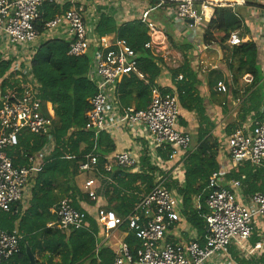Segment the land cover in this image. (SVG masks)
I'll return each mask as SVG.
<instances>
[{"label": "built area", "instance_id": "built-area-1", "mask_svg": "<svg viewBox=\"0 0 264 264\" xmlns=\"http://www.w3.org/2000/svg\"><path fill=\"white\" fill-rule=\"evenodd\" d=\"M116 1V0H108ZM147 6L141 11L138 22L147 29L149 40L143 49L155 58L160 57L162 31L151 18L152 13L169 9L176 21H192V27L204 28V19L215 7L234 9L245 5V0H145ZM51 0H0V47L32 46L39 32L35 24L40 17V9ZM81 9L70 8L56 15L44 26L45 30L66 25L71 38L68 55L82 57L90 50L92 67L89 81L96 86V93L89 99L90 110L85 115L86 131L94 134L127 132V150L114 151L101 155L94 148L78 161L80 174H89L83 183L84 194L97 201L95 186L104 192L113 182L115 169L128 170L139 167V152H147L148 163L154 167L153 183L144 194L138 196L136 205L125 218L101 208L97 221L105 233L126 226L139 241L135 261L121 246L120 255L113 264H206L210 260L229 258V248L233 243L242 246L253 233V222L264 217V193L250 195L247 201H239L238 193L243 191L240 180L226 183L219 172H213L208 180V194L205 200L207 213L204 216L206 228L202 242L197 238L186 244H170L165 236L175 223L181 198L167 185L173 175L166 161L157 155V150L168 147L171 158L178 154H188L191 140L177 129L179 103L177 93H161L152 87L147 107L136 111L133 107H123L117 99L116 87L124 77L133 75L145 81V75L138 68V53L125 41H107L104 37L90 40L83 21ZM243 40L239 32H233L226 46L237 47ZM208 47V46H206ZM206 47L204 49H206ZM196 50H200L197 46ZM182 80L178 75L175 81ZM21 88V85L19 86ZM218 93L225 94L228 87L222 81L216 83ZM7 90L0 94V211L9 212L13 206L25 201L29 181L41 169L39 155L27 157L25 166H14L8 151L18 146V137L25 132L33 135H46L53 122V113L47 103L39 98V86L31 78L22 87V92ZM264 99V95H263ZM147 142L146 147L141 141ZM235 165L248 162L255 169L264 170V124H257L251 132L235 129L221 145ZM183 159V160H184ZM99 160H103L99 166ZM241 198V193H240ZM242 200V199H241ZM56 221L51 226L59 230L85 229L84 214L76 211L70 201L61 200L54 210ZM21 237L0 230V261L9 260L19 252ZM259 248V245L256 246Z\"/></svg>", "mask_w": 264, "mask_h": 264}, {"label": "trees", "instance_id": "trees-1", "mask_svg": "<svg viewBox=\"0 0 264 264\" xmlns=\"http://www.w3.org/2000/svg\"><path fill=\"white\" fill-rule=\"evenodd\" d=\"M44 7L45 13L42 18L39 17L41 22L36 23L39 33L54 15V11H46L51 9L46 4ZM67 9L66 7L65 10ZM205 21L202 43L206 46L218 45L227 52L225 56L227 70L232 75V81L228 83V94L225 93L227 95L217 98L219 105L225 109L228 96L230 102L241 105L237 113L239 124L243 123L250 113L254 114L257 122L264 124L262 107L264 88L259 85L261 71L256 61V44L247 42L237 47H226V41L231 33L237 31L240 37L243 36L244 25L237 7L234 9L215 7ZM94 33L96 39L116 33L118 39L125 41L138 53V68L145 75V81L130 75L122 78L116 90L121 106L133 107L136 111L145 109L150 100V89L156 85L162 72L159 66L161 61L143 49V45L149 40L146 27L138 21L117 26L112 18L102 16ZM168 39L170 40V36ZM170 45L177 51L191 49L189 45H175L172 40ZM68 46L69 43L64 39H49L39 44L31 58L29 70L39 85V98L43 103H50L53 107L54 120L50 140L53 141L54 147L41 170L29 181L28 198L23 203L13 206L9 212L0 211V230L21 237L19 252L9 260L0 261V264H29L26 249H29L33 256L38 253L42 256L37 264H84L88 259L96 261L94 235L97 233V225L78 207V202L91 205L93 202L75 187L74 178L78 174L77 162L93 146L97 147L101 155L110 154L115 146L104 133L98 135L96 142L94 140L92 142L93 132L84 130L85 115L90 110L89 99L96 93L95 84L88 79L92 67V52L82 57H72L68 55ZM12 69V60L0 54V88L3 94L6 87L9 91L15 88L18 93L22 92L19 84L25 80L14 79L16 74ZM178 75H183L182 81L175 84L178 103L186 111L198 114L201 123L195 138L197 147L183 160L184 182L177 191L185 211L190 210L193 197L200 196L201 209L198 212L189 211L187 219L193 227L204 234V221L201 216L207 213L205 200L208 194V180L211 174L218 170L216 161L218 142L210 136L213 124H209L204 115L202 99L195 88L198 85L196 74L185 63L171 72L172 79ZM246 75L252 77L249 86L243 81ZM238 123L228 126L227 134L230 135ZM72 128L75 131L68 135ZM47 141L46 135L23 132L18 137V146L8 151L7 155L11 157L14 166H25L27 159L22 158L21 154L32 156L44 149ZM223 143L221 142L220 145ZM102 163L103 160H99V166ZM250 167L248 162L236 165L228 174V178L240 180L245 195L264 193V170L253 171ZM138 180L145 182L146 187L150 185L146 191L153 183V178L131 175L121 170L115 172V184L105 193L107 201L105 210L120 218L128 216L138 200L136 194L142 193L134 186ZM167 186L170 188V185ZM63 198H67L76 211L84 214L90 231L74 230L67 235L56 229L47 228L48 223L56 220V216L50 210L54 209ZM126 242L129 252L134 255L139 247L135 234H129ZM98 257L100 259L98 264H113L114 254L105 248L99 250ZM238 262L264 264V257L249 261L242 259Z\"/></svg>", "mask_w": 264, "mask_h": 264}, {"label": "crops", "instance_id": "crops-1", "mask_svg": "<svg viewBox=\"0 0 264 264\" xmlns=\"http://www.w3.org/2000/svg\"><path fill=\"white\" fill-rule=\"evenodd\" d=\"M245 1L246 3L244 6L237 7L239 17L242 19L244 25V28L242 27V35H243L241 37L243 40L242 43L254 42L256 44L257 47L256 61L261 71V83L259 85L264 88V0H245ZM46 5L48 8H51V9H46L47 12L54 11L53 18L56 15H60L63 12H65L66 7L68 9L70 8L81 9L87 35L90 40H95L96 35L94 33V30L98 21L102 16L112 18L117 26H121L129 22L138 21L139 15L141 11H143V9L147 6V3L145 0H116V1L51 0V2L46 3ZM44 6L41 7L42 9H40L41 18L45 13ZM172 14H173L172 11H170L169 9L167 10L161 9L154 11L152 13L151 18L156 22L158 28L162 31L164 37V40H161L162 45L160 46L161 49H163V51L160 57L156 58L161 61V64L159 66L162 69V72L156 81V85L152 87L157 88L161 93H168V94L175 93L176 92L175 84L181 82L182 80L175 81L176 78L172 79L171 72L173 70H177L185 63L188 64L190 70L193 71L197 77L198 85L195 88L198 91L199 97L202 99L204 115L207 117L209 124H213V128L211 130L210 136L213 140L215 141L217 140L218 142V152L216 158L218 164V170H216L215 172H219L226 183H229L232 180H238V179L228 178L229 177L228 174L230 173V171L233 170V168L236 167V165L232 163L231 159L225 153H223L220 143L224 142V139L229 136V134H227L228 126H231L232 124L236 125V123H238L237 113L238 110L241 108V105L237 102H230V99H228L227 96L228 102L226 103V108L223 109V106L219 105V100L217 98L218 96H225L228 93L227 94L218 93L215 89L216 83L219 81L225 83L227 87H229L228 83L232 81V75L227 70V63L225 60V56L227 52H225L218 45H213V46L211 45L206 47V45L202 43V34H203L202 28L192 27L191 26L192 24H190L187 21L185 22L176 21L174 19V15ZM41 18L40 20L38 19V21L36 22L37 24L41 22ZM206 18H208V16L205 17L204 19V26L206 23L205 21ZM169 36H170V40H172V42L175 45L178 46L189 45L191 49L188 51L186 50L177 51L171 48L170 40L168 39ZM104 38L107 41H112L117 39L118 37L116 33H113L111 35L104 36ZM49 39H64L69 43L71 38L68 34L67 26L60 25L50 30L43 29V31L39 33V36L35 44H33L32 46H21V47L17 46L16 51H14V49L5 48L4 46L0 47V54L1 55L3 54V56H6L7 59L12 60L13 62L12 71L14 70L13 73L16 74L14 76V79L18 80L19 78H21V80L22 79L25 80L22 84H19V86L21 85V88L27 82L31 81V78L35 81V79L31 74V71L29 70L31 58L34 55L39 44ZM197 46L200 48V50H196ZM205 47L206 49H204ZM91 52L93 53V50H90L87 54H91ZM243 81L246 82L247 85L249 86L252 82V77L246 75L243 77ZM5 90L6 91L9 90V88L6 87ZM1 93L2 91L0 88V94ZM262 93L264 95V92ZM213 94H215L214 98L212 97ZM117 95H118L117 99L119 102V94ZM47 107L49 112L53 113V120H54V111L52 105L50 103H47ZM262 107L264 108V105ZM200 123H201V118L198 116V114L194 112L186 111L179 105V118H178L177 129L182 133L188 135L191 140L188 153H191L197 147L195 143V138ZM257 124L260 123L255 120L254 114L250 113L246 117L243 123L237 124V127H235V129L237 128L246 129L253 132L256 129L255 127ZM49 130L51 131V128ZM74 131L75 130L73 128L70 129L68 135H70ZM106 135L110 138V140L113 142L115 146L113 152L127 150L128 138H129L127 132H116V133L113 132L111 134H106ZM46 136L48 137V141L45 148L41 149L38 153L32 155V156L35 155L40 156L42 166L44 165L45 159L50 155L54 147L53 141L50 140L51 139L50 133L46 134ZM93 139H94V134H93L92 142ZM141 144L144 147H146L147 142L142 140ZM94 148L95 146H93L89 152H91ZM96 151H97V147H96ZM156 153L162 160L166 161V166L173 175L170 183L168 184L170 185V189L174 190L175 193L181 198V196L178 194L177 189L184 182V174H185L183 167L184 154H182L181 156L178 154L177 157L171 158L170 149L168 147L159 149L157 150ZM250 168L254 171L253 167ZM118 170H121L131 175L146 176L149 178H153L154 180L153 177L154 167H151L150 164L148 163L147 152L145 149L139 152L138 168L134 167L128 170L115 169V172H117ZM77 173L78 174L74 178V185L82 194H84L83 183L85 179L90 177L91 175L80 174L78 172V168H77ZM114 184L115 182L113 177V182L106 187L104 192L98 185H96L95 190L97 194V201L96 202L92 201L93 202L92 205L87 204L85 202H78V207L80 208V210L86 213V215H88L90 219L94 220L97 225V233L94 235L96 241L94 257L96 261L93 262L92 260L88 259L84 262V264H98L100 262V259L98 257V252L101 248H105L108 251L112 252V254H114V260H115V258L120 255L119 252L122 245L123 246L125 245L127 247V251L131 255L132 260L135 259L136 250L138 248L135 250V254L132 255L129 252L128 245L126 242L128 235L131 234L132 232L128 231L126 226L121 225L117 229L105 233L104 228L97 221L98 210H100L101 208L105 209L107 206L105 193L110 191L111 187ZM134 186L135 188H138L142 192L141 194H144L146 192L147 187H149L150 185L146 187L145 182L138 180ZM240 193H241V198H240ZM136 195L138 197L140 194H136ZM248 197H249L248 195H245L244 189L243 191H240L238 193V199L241 202L243 201V199L246 202ZM27 198H28V192L26 193L25 199ZM63 199L68 200L67 198H63ZM56 207L50 210V212L54 215H55L54 210L56 209ZM200 209H201V202L199 195L193 197L190 210L185 211L183 209V205L181 201L179 209L177 211L175 223L169 228L165 236L166 242L170 244H186L191 239L197 238L198 241L201 243L205 233L203 234V232L201 233L197 228L193 227L187 219L189 211L198 212ZM204 216L205 215L201 216L202 220L204 221L203 230L206 228ZM55 221L56 220L48 223L47 228L56 229L67 235L74 231V230H59L55 226H51V224H54ZM253 226H254L253 233L251 237L245 242V244L239 246L238 244L233 243L229 248V258L223 259L220 262V264H239L238 260H242V259L248 261L252 259L258 260L259 258L264 257V219L262 218L256 219L253 222ZM81 230L90 231L89 224L87 223L85 229H81ZM257 245H259V248L256 247ZM41 257L42 256H40L39 253L33 256L36 264L41 261ZM206 264H219V262L218 260L215 261L214 259H212Z\"/></svg>", "mask_w": 264, "mask_h": 264}, {"label": "water", "instance_id": "water-1", "mask_svg": "<svg viewBox=\"0 0 264 264\" xmlns=\"http://www.w3.org/2000/svg\"><path fill=\"white\" fill-rule=\"evenodd\" d=\"M187 22H189L190 24H192V21H187ZM49 133H50V130H47L46 131V134H49ZM26 252H27V255H28V258H29V264H36L35 263V260H34V258L32 256V254L29 251V249H26Z\"/></svg>", "mask_w": 264, "mask_h": 264}, {"label": "bare ground", "instance_id": "bare-ground-1", "mask_svg": "<svg viewBox=\"0 0 264 264\" xmlns=\"http://www.w3.org/2000/svg\"><path fill=\"white\" fill-rule=\"evenodd\" d=\"M217 1H218V0H217ZM228 1L234 2V1H237V0H228Z\"/></svg>", "mask_w": 264, "mask_h": 264}, {"label": "rangeland", "instance_id": "rangeland-1", "mask_svg": "<svg viewBox=\"0 0 264 264\" xmlns=\"http://www.w3.org/2000/svg\"><path fill=\"white\" fill-rule=\"evenodd\" d=\"M14 51H16L17 47H13Z\"/></svg>", "mask_w": 264, "mask_h": 264}]
</instances>
